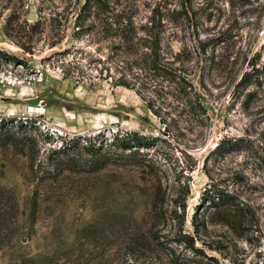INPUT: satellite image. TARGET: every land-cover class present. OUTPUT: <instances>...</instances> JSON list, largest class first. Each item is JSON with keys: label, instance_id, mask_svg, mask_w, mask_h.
Here are the masks:
<instances>
[{"label": "rangeland", "instance_id": "obj_1", "mask_svg": "<svg viewBox=\"0 0 264 264\" xmlns=\"http://www.w3.org/2000/svg\"><path fill=\"white\" fill-rule=\"evenodd\" d=\"M105 1L137 24H162L163 53H182L206 115L193 118L169 96L115 87L111 70L87 65L106 62L113 40L73 37L84 0H0V198L13 208L0 217V244L10 237L0 264L63 262L97 222L107 232L154 229L164 244L159 264L191 259L181 234L207 257L202 264H264V79L237 87L252 64L264 69V0ZM135 133L157 139L122 150L119 140ZM240 137L252 151L209 157L222 139ZM219 192L229 205H216ZM101 243L112 264L146 258L126 261L110 251L113 238Z\"/></svg>", "mask_w": 264, "mask_h": 264}, {"label": "trees", "instance_id": "obj_2", "mask_svg": "<svg viewBox=\"0 0 264 264\" xmlns=\"http://www.w3.org/2000/svg\"><path fill=\"white\" fill-rule=\"evenodd\" d=\"M103 17L100 19V17ZM73 37L80 38L83 35H102L105 39L113 40L110 49V55L106 62L101 59L90 60L87 65L95 63L93 68L98 74L103 71L115 75H107L113 81V86L125 87L135 92L138 96L146 99V96H169L178 107L187 109L188 114L193 118L200 119L206 115L204 108L196 98L193 86L187 78V72L183 68L184 61L181 59L182 53L170 54L169 57L163 53L161 30L162 24L155 21L154 18L148 20L144 25L134 22L132 16L125 9L118 11L110 6L105 0H84L78 13L74 18ZM4 35L13 42H16L7 29L3 30ZM64 35L56 40L47 42L48 48L58 45ZM69 49L55 52L50 57L67 54ZM105 63L110 66L105 67ZM100 66L99 70L97 66ZM91 66H88L90 68ZM240 78L237 87L256 86L261 87L264 77V69L250 66ZM66 77L68 74H64ZM251 96V93L248 94ZM150 100V99H149ZM172 100V101H173ZM149 108L152 107L148 104ZM156 113V112H154ZM159 117V116H158ZM161 123L166 124L165 120L160 118ZM131 140L123 138L119 140V147L126 151L133 148H148L157 138L138 136ZM253 150L249 140L242 137L235 139H222L217 146L209 153L210 156H221L230 153L250 152ZM187 188V186H186ZM185 190L187 191V189ZM216 205L226 206L231 203V197L219 192L216 194ZM164 196L160 195L158 188L157 195L153 203L155 219L160 220V213L164 207ZM207 201L214 203L212 196H207ZM182 211L184 207L182 206ZM13 210L10 201H3L0 198V217L10 213ZM35 214V203L32 204V218ZM176 218H180V214ZM193 225H197L194 221ZM115 227V226H114ZM133 228V229H132ZM181 234V233H180ZM113 238V244L110 251L119 257L123 255L126 261L136 263L141 256H145L143 264H159L160 253L164 251V244L158 242L157 232L152 229L144 231L139 225L134 227H115L108 232L100 227V223L88 224L81 230V242L69 253L63 262L56 261L49 264H112L105 259L106 251L101 240L104 238ZM180 243L185 245L192 253L190 260H182L183 264H202L199 256L207 258L202 250L194 247L193 238L187 234H181ZM10 237L1 246L9 243ZM112 249V250H111ZM177 259V258H175ZM212 261H215L213 258Z\"/></svg>", "mask_w": 264, "mask_h": 264}]
</instances>
